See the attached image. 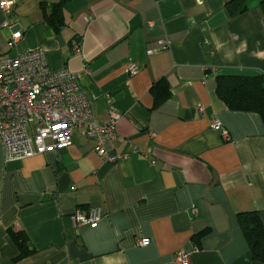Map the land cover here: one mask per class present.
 <instances>
[{"label": "crops", "instance_id": "0c3cea01", "mask_svg": "<svg viewBox=\"0 0 264 264\" xmlns=\"http://www.w3.org/2000/svg\"><path fill=\"white\" fill-rule=\"evenodd\" d=\"M228 1L24 0L0 11V59L40 49L52 72L85 68L91 115L118 116L109 151L128 155L106 163L80 129L68 148L23 160L7 162L0 144V264H178L180 252L189 264H264L236 221L257 212L264 224V123L215 93L218 76L264 77V0L234 18ZM56 6L58 26L44 16ZM77 209L102 218L75 227ZM9 231L28 255L14 260Z\"/></svg>", "mask_w": 264, "mask_h": 264}, {"label": "built area", "instance_id": "2783aa9c", "mask_svg": "<svg viewBox=\"0 0 264 264\" xmlns=\"http://www.w3.org/2000/svg\"><path fill=\"white\" fill-rule=\"evenodd\" d=\"M21 1L24 0L1 2L0 11L7 16ZM2 26L10 27L7 21ZM20 37L19 31H14L10 44L16 43ZM166 47V40L158 41V49ZM86 72L85 68L81 73L52 72L40 49L0 59V144L7 162L66 149L77 129L92 143L94 153L106 163L116 164L128 158V155L109 151L118 116L110 112L109 121L98 125L91 115L89 102L80 86ZM128 72L130 76L135 75L137 67L130 65ZM211 128L218 131L224 141H229V135L219 121L213 120ZM101 218L99 209H77L71 221L75 227H94ZM137 244L145 247L149 239H138ZM189 260L188 253L175 255L178 264H189Z\"/></svg>", "mask_w": 264, "mask_h": 264}, {"label": "trees", "instance_id": "16d2710c", "mask_svg": "<svg viewBox=\"0 0 264 264\" xmlns=\"http://www.w3.org/2000/svg\"><path fill=\"white\" fill-rule=\"evenodd\" d=\"M246 0H230L225 4V11L230 18L237 17L245 12ZM260 8L264 12V1L260 3ZM62 15L60 6L52 8L50 14L44 16L48 22L58 26ZM165 89L163 83L154 87ZM215 93L224 106L232 112L254 113L258 115L264 123V77L262 76H218L216 78ZM162 101L167 98V94L159 97ZM237 225L247 242L251 258L254 262L264 263V224L257 212L239 213L236 216ZM9 236L17 247L19 253L14 259H19L30 253L26 245V239L21 233L9 231Z\"/></svg>", "mask_w": 264, "mask_h": 264}]
</instances>
